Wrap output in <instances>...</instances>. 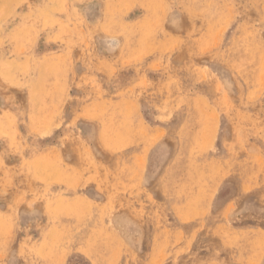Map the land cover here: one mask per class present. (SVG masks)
Listing matches in <instances>:
<instances>
[{
  "label": "rangeland",
  "instance_id": "374dc122",
  "mask_svg": "<svg viewBox=\"0 0 264 264\" xmlns=\"http://www.w3.org/2000/svg\"><path fill=\"white\" fill-rule=\"evenodd\" d=\"M106 263L264 264V0H0V264Z\"/></svg>",
  "mask_w": 264,
  "mask_h": 264
},
{
  "label": "bare ground",
  "instance_id": "6f19581e",
  "mask_svg": "<svg viewBox=\"0 0 264 264\" xmlns=\"http://www.w3.org/2000/svg\"><path fill=\"white\" fill-rule=\"evenodd\" d=\"M115 147H116V146H115ZM147 153H148V152H147ZM147 153H146V154H147ZM146 154H145V155H146ZM154 158H155V157H154ZM118 159H119V158H118ZM122 160H123V159H122ZM218 161H219V160H218ZM201 162H202V161H201ZM121 163H122V162H121ZM169 164H170V163H169ZM201 164H202V163H201ZM113 165H114V164H113ZM126 165H127V163H126ZM124 166H125V165H124ZM190 166H191V165H190ZM199 166H201V165H199ZM203 166H204V165H203ZM203 166H201V167H203ZM121 169H123V168H121ZM121 169H120V170H121ZM124 169H125V168H124ZM201 169H202V168H201ZM193 170H194V169H193ZM119 172H122V171H119ZM144 172H145V171H144ZM144 172H143V173H144ZM126 173H128V172H126ZM143 173H142V174H143ZM192 174H193V173H192ZM127 175H128V174H127ZM143 175H144V174H143ZM122 176H123V175H122ZM200 176H201V174H200ZM116 177H117V173H116ZM143 177H144V176H143ZM186 177H187V176H186ZM190 177H191V176H190ZM190 177H189V178H190ZM197 179H198V177H197ZM197 179H195V180L197 181ZM201 179H203V177H202ZM150 180H152V179H150ZM177 180H178V179H177ZM185 180H186V178H185ZM195 180H194V183L196 184L197 182H195ZM122 181H123V180H122ZM141 181H142V180H141ZM187 181H188V180H187ZM191 181H192V180H191ZM191 181H190V182H191ZM200 181H201V180H200ZM142 182H143V181H142ZM183 182H184V181H183ZM183 182H182V183H183ZM129 183H130V181H129ZM145 183H146V182H145ZM185 183H186V182H185ZM198 183H199V181H198ZM199 184H200V183H199ZM199 184H198V185H199ZM192 185H193V184H192ZM192 185H191V186H192ZM188 186H189V185H188ZM200 186H201V185H200ZM149 187H150V186H149ZM182 187H184V186H182ZM185 187H186V186H185ZM197 188H198V187H197ZM182 189H183V188H182ZM188 190H190V189H188ZM197 190H198V189H197ZM180 195H181V194H180ZM154 198H155V197H154ZM186 198H187V197H186ZM183 199H184V198H183ZM190 202H191V201H190ZM189 204H190V203H189ZM177 205H178V204H177ZM179 205H180V204H179ZM181 205H182V204H181ZM187 206H188V205H187ZM195 207H196V206H195ZM199 210H200V209H199ZM155 212H156V211H155ZM177 212H178V211H177ZM150 223H151V222H150ZM201 224H202V222H201ZM113 226H114V225H113ZM188 226H189V225H188ZM145 227H146V226H145ZM110 228H111V227H110ZM146 229H147V228H146ZM104 230H106V229H104ZM104 230L102 229V232H103ZM94 231H95V230H94ZM110 235H111V234H110ZM105 236H107V235H105ZM105 236H104V237H105ZM200 237H201V236H200ZM200 237H199V239H200ZM207 237H208V236H207ZM202 238H204V237L202 236ZM106 241H107V240H106ZM201 241H202V240H201ZM104 242H105V241H104ZM104 242H103V243H104ZM125 242H126V241H125ZM166 242H167V240H166ZM107 244H108V243H107ZM107 244H106V245H107ZM127 244H128V243H127ZM106 245H105V247H106ZM109 246H110V245H109ZM109 246H108V247H109ZM203 246H204V245H203ZM208 247H209V246H208ZM109 248H110V247H109ZM131 248H132V247H131ZM209 248H210V247H209ZM211 248H212V247H211ZM214 248H215V247H214ZM106 249H108V248H106ZM106 249H105V251H106ZM133 249H134V248H133ZM133 249H132V250H133ZM217 249H218V248H217ZM217 249H216V250H217ZM218 250H219V249H218ZM211 251H212V250H211ZM131 252H132V251H131ZM103 253H104V250H103ZM208 253H209V252H208ZM210 253H211V252H210ZM112 254H113V253H112ZM120 254H121V253H120ZM120 254H119V255H120ZM103 255H104V254H103ZM103 255H102V256H103ZM129 255H131V254H129ZM135 255H136V254H135ZM135 255H134V256H135ZM219 255H220V254H219ZM105 257H106V256H105ZM58 258H59V257H58ZM109 260H110V259H109ZM107 262H108V261H107ZM106 264H109V263H106ZM110 264H111V263H110ZM205 264H206V263H205ZM217 264H219V263H217ZM251 264H252V263H251Z\"/></svg>",
  "mask_w": 264,
  "mask_h": 264
}]
</instances>
